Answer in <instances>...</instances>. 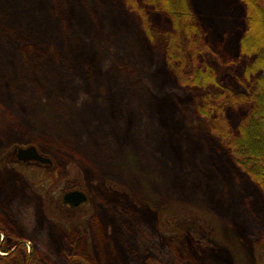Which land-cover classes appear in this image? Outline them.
I'll return each mask as SVG.
<instances>
[{"label":"rangeland","instance_id":"1","mask_svg":"<svg viewBox=\"0 0 264 264\" xmlns=\"http://www.w3.org/2000/svg\"><path fill=\"white\" fill-rule=\"evenodd\" d=\"M192 2L198 61L241 89L243 4ZM144 4L0 0V264H264V191L166 64L171 24ZM28 144L53 166L6 161ZM72 189L89 196L75 210L60 205Z\"/></svg>","mask_w":264,"mask_h":264},{"label":"trees","instance_id":"2","mask_svg":"<svg viewBox=\"0 0 264 264\" xmlns=\"http://www.w3.org/2000/svg\"><path fill=\"white\" fill-rule=\"evenodd\" d=\"M143 1L145 6L165 15L171 24L166 38V64L183 86L204 91L199 112L229 149L235 164L264 191V0H240L245 11L238 47L249 62L241 89L236 91L223 87L216 70L198 61L202 52L201 27L192 0ZM131 5L144 14V8L136 1ZM232 106L244 111L236 124L226 117ZM70 264L81 262L72 258Z\"/></svg>","mask_w":264,"mask_h":264},{"label":"water","instance_id":"3","mask_svg":"<svg viewBox=\"0 0 264 264\" xmlns=\"http://www.w3.org/2000/svg\"><path fill=\"white\" fill-rule=\"evenodd\" d=\"M15 153L17 154L18 160L23 163L34 162L45 166H52L53 164L52 158L40 153L35 145L16 146ZM62 198L65 203H69L71 206L77 207L85 203L88 196L80 189H72L66 191Z\"/></svg>","mask_w":264,"mask_h":264},{"label":"flooded vegetation","instance_id":"4","mask_svg":"<svg viewBox=\"0 0 264 264\" xmlns=\"http://www.w3.org/2000/svg\"><path fill=\"white\" fill-rule=\"evenodd\" d=\"M28 145H30V144H28ZM24 146H26V145H24ZM16 147V146H15ZM15 147L12 149V150H10V151H8V152H6L5 153V157H6V161L7 162H9L10 164H22V165H24V164H26V165H28V164H32V165H35V166H37V167H41V166H43V167H50V166H45V165H39V164H37V163H34V162H30V163H23V162H20L19 160H18V158H17V154L15 153ZM37 149L39 150V152L40 153H42L43 155H47V154H45L43 151H41L38 147H37ZM48 156V155H47ZM53 161V160H52ZM52 166H53V164H52ZM86 193V192H85ZM87 194V193H86ZM87 196H88V194H87ZM89 201V196H88V199H87V201L85 202V203H87ZM85 203H83V204H85ZM83 204H81V205H79V206H77V207H73V206H71L69 203H65L64 201H63V198L61 199V201H60V205H61V207H64V208H67V209H71V210H75L76 208H80V206H82Z\"/></svg>","mask_w":264,"mask_h":264}]
</instances>
